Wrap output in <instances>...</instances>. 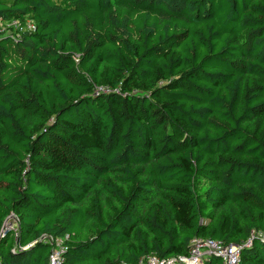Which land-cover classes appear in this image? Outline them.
Listing matches in <instances>:
<instances>
[{
  "label": "trees",
  "instance_id": "1",
  "mask_svg": "<svg viewBox=\"0 0 264 264\" xmlns=\"http://www.w3.org/2000/svg\"><path fill=\"white\" fill-rule=\"evenodd\" d=\"M42 236L264 264V0H0V264H48Z\"/></svg>",
  "mask_w": 264,
  "mask_h": 264
},
{
  "label": "built area",
  "instance_id": "2",
  "mask_svg": "<svg viewBox=\"0 0 264 264\" xmlns=\"http://www.w3.org/2000/svg\"><path fill=\"white\" fill-rule=\"evenodd\" d=\"M8 26L17 28L19 26V21L13 20ZM24 26L28 30L34 29L33 24L28 20L24 22ZM101 90L102 89H99L98 91ZM8 231L17 234L18 223L14 215H10L4 222L1 234ZM40 240H45L52 246L48 257V264H62L64 260L63 255L67 250L63 240L58 238L53 239L47 236H42ZM250 243L251 240H248L245 246L250 245ZM26 248L27 247L21 249ZM240 250L241 247L237 245H224L218 240L195 238L190 243L187 255L170 258H159L154 255H149L141 258L137 264H202L205 259L212 255L220 258L223 264H237Z\"/></svg>",
  "mask_w": 264,
  "mask_h": 264
},
{
  "label": "rangeland",
  "instance_id": "3",
  "mask_svg": "<svg viewBox=\"0 0 264 264\" xmlns=\"http://www.w3.org/2000/svg\"><path fill=\"white\" fill-rule=\"evenodd\" d=\"M11 221H12V220H11ZM11 221H10V222H11Z\"/></svg>",
  "mask_w": 264,
  "mask_h": 264
}]
</instances>
